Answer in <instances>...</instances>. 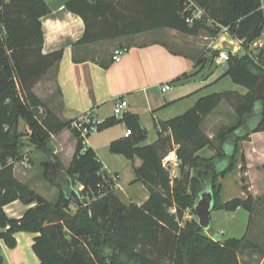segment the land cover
<instances>
[{"label": "trees", "instance_id": "trees-1", "mask_svg": "<svg viewBox=\"0 0 264 264\" xmlns=\"http://www.w3.org/2000/svg\"><path fill=\"white\" fill-rule=\"evenodd\" d=\"M219 2L224 4L223 18L217 15ZM191 4L203 11V17L193 25L186 21L192 16L187 10ZM66 8L86 25L78 45L168 27L192 35L200 30L217 34L211 22L228 27L229 35L245 40V45L261 38L264 41L261 0H70ZM50 13L45 0H0V239L6 247L16 248V234L28 232L37 234L33 250L39 264H241L240 253L253 245L246 237L216 241L200 227L198 218L185 226L182 222L187 209L195 212V198L205 190L213 193V211L235 212L243 208L252 215L255 210L257 200L247 185L243 188L246 198L221 203L218 179L236 170L239 157L242 171H247L241 143L253 133L264 132V100L259 101L255 92L259 81L255 73L264 72V47L257 56L234 55L227 61L223 76L230 77L235 85L247 87V94L226 91L203 96L184 114L160 122L179 146L178 157L199 169L197 177L190 181V193L185 183L175 181L172 188L163 167L162 160L170 152L164 150L168 139L158 141L163 155L139 147L147 136L136 115L125 114L123 119L113 117L96 124L97 131L102 132L126 123L131 136L114 141L110 150L129 160L137 156L143 160L133 183H141L150 196L142 206H128L113 192L97 152L86 146V136L92 133L84 136L74 127L77 120H62L34 92L64 55L62 50L43 53L42 19ZM203 64L199 59L196 69ZM189 77L183 75L176 82ZM223 101L232 103L238 116L235 125L220 135L221 146L215 156L209 160L192 157L200 149L213 146L201 128L206 116ZM21 121L29 130L31 144L48 154L52 153L47 143L53 136L70 130L77 139L73 161L65 170L67 180L57 185L60 195L55 203L15 178V165L22 160L21 149L27 135L19 132ZM78 183L85 187L84 192L77 189ZM71 190L78 192L82 202L88 192L97 200L75 207L70 201ZM173 197L177 201L174 214L170 212ZM15 201L35 207L21 218H10L5 208ZM71 205L76 208L75 214L67 212ZM53 217H59V221H53ZM0 264H5L1 250Z\"/></svg>", "mask_w": 264, "mask_h": 264}, {"label": "crops", "instance_id": "crops-1", "mask_svg": "<svg viewBox=\"0 0 264 264\" xmlns=\"http://www.w3.org/2000/svg\"><path fill=\"white\" fill-rule=\"evenodd\" d=\"M45 1L51 8V13L42 19L43 53L62 50L64 55L62 60L39 81L34 92L44 105L62 120L75 121L88 115L98 123H103L115 117V101L121 98L128 102L126 114L136 115L140 119L148 137L150 129L155 130L160 122L175 118L174 114L178 108L189 110L201 97L206 96L202 94L210 79H202L201 73L199 74L195 67L203 54L196 56L174 51L161 39L169 35L178 38L181 36L180 31L168 27L127 34L89 45H78L77 42L84 35L86 25L80 16L67 10L66 3L70 0ZM224 35L229 36V43L240 47L238 40L229 34ZM226 46L232 47L228 43ZM119 49H126V53L120 62H115L113 58ZM227 69L228 66L225 73ZM183 75L191 77L176 82ZM165 85H169L170 89L163 91L162 87ZM238 87L230 91H236ZM182 104L183 107L178 106ZM147 118L153 120L152 123L151 120L147 122L149 131L146 129ZM120 126L123 127L120 139H124L130 129L126 123H120L113 128ZM65 134L75 137L72 131L65 130L52 138L61 142ZM86 146H92L97 151L88 141ZM64 147V144L59 143L54 154L62 155ZM241 152L245 155L247 163L249 193L256 200L264 199V191L260 194L254 193L252 183V174L256 173L264 189V132L253 133L248 141H243ZM22 161L23 156L20 162ZM23 163L26 167H31L27 161ZM29 168L15 167V178L34 190L28 182L40 177L33 178L34 174L28 170ZM139 185L145 189L142 184ZM54 190L57 191V188L54 187ZM32 207H35V204L25 205L15 201L8 205L5 211L10 218L18 219ZM240 209L242 208L238 210ZM237 211L230 213L234 214ZM36 236L37 234L28 232L17 233V246L14 249L6 247L4 242H1L5 264H39L40 259L33 250ZM254 238L252 247L248 249L247 264H264V231L257 233ZM240 262L243 264L241 253Z\"/></svg>", "mask_w": 264, "mask_h": 264}, {"label": "rangeland", "instance_id": "rangeland-1", "mask_svg": "<svg viewBox=\"0 0 264 264\" xmlns=\"http://www.w3.org/2000/svg\"><path fill=\"white\" fill-rule=\"evenodd\" d=\"M219 11L218 17L223 18L224 4L218 3ZM217 34H208L204 30H200L198 34L192 35L180 30L181 36L178 38L166 36L161 39L164 40L169 47L177 52L186 53L189 55H201V63H204L198 68L201 78L210 79L207 82V86L202 95H210L213 93H221L230 91L238 87L228 76L222 77L227 68V62L222 65H218L215 62V47H221L230 50L226 46V43L230 46L235 45L229 43V36H225L222 32V27L218 23H209ZM224 35V36H223ZM245 43V42H244ZM232 44V45H231ZM240 47H236L237 50L234 53H230L232 58L234 55L243 56L246 54L254 55L256 41L252 43L239 44ZM236 46V45H235ZM203 81V80H198ZM240 95H245L249 92V89L244 86H239L236 90ZM184 104V103H183ZM178 105V106H182ZM176 108V107H175ZM187 110L178 108L174 114V117L182 115ZM88 116V115H87ZM84 117V116H82ZM119 119H123V116H118ZM237 113L233 108L230 101H223L220 103L213 112L208 114L202 125V131L210 138L213 146L204 147L197 151L195 154H191L192 157H200L202 159L209 160L217 154L220 149V135L235 125L237 121ZM152 123V119H146V129L149 131V124ZM153 125V124H152ZM151 127V126H150ZM153 127V126H152ZM123 127L113 128L109 131L93 132L90 136H86L88 141L97 150L99 160L102 162L104 169L103 173L111 180L112 190L120 198L125 205H138L142 206L150 196L149 191L145 188H141L139 183H133L136 180V169L142 165V158L137 156L133 160H129L123 154H113L110 150L111 142L120 140V134ZM19 132L29 134L28 129L23 121L20 123ZM25 135L23 139V147L21 154L23 161L30 163L31 167H26L22 162H18L15 167H24L31 171L35 177H40L42 180L36 179L35 181L28 182L32 185L35 191L40 195L46 197L51 203H55L60 195V188L57 185H63L67 178L65 176V170L69 169L73 161L76 151V138L71 137L69 134L64 135L63 141H55L53 138L47 143V149L52 154H48L45 149L37 148L31 144L29 135ZM144 142L139 144V147L146 148L148 151L157 150L160 155H163L162 145L158 141L168 139L164 150L170 151L169 154L162 160L163 167L168 172L171 179V186L174 187V182L185 183L187 191L191 192V179L197 177L199 169L192 167L189 163H185L183 159L178 157L177 151L179 146L174 143V138L171 132L161 125H156L155 130L150 129V134ZM112 142V143H113ZM59 143L64 144L62 155H55V148ZM92 147V146H89ZM55 159V160H54ZM54 160V161H53ZM69 167H67V166ZM242 163L240 157L238 159L236 170L225 178H219L218 183L221 184V193L219 196L220 202L225 203L235 198H246L247 194L243 191L244 186L249 187L248 177L245 171L241 169ZM253 191L256 194H260L264 191L263 184L259 176L256 173L252 174ZM135 184H138L135 186ZM141 184V183H140ZM57 188V191L54 190ZM77 189L80 192H84V186L80 183L77 184ZM99 198V197H98ZM97 200V196L91 192L84 193L83 202L85 205L91 204ZM199 198H195V204H197ZM173 205L170 208L171 213H176L177 201L172 198ZM70 214H75L76 208L71 205L67 210ZM197 219L195 212L191 209H187L185 212L182 226H185L186 222ZM53 221H59V217H53ZM249 227V230H248ZM264 231V199L257 200L255 204V210L249 213L245 209H240L236 213L231 214L224 210H214L211 213L210 227L205 230L206 234L216 241H224L228 238H242L245 236L247 240L252 242L257 233ZM248 247L241 252V260L243 264H247Z\"/></svg>", "mask_w": 264, "mask_h": 264}, {"label": "built area", "instance_id": "built-area-1", "mask_svg": "<svg viewBox=\"0 0 264 264\" xmlns=\"http://www.w3.org/2000/svg\"><path fill=\"white\" fill-rule=\"evenodd\" d=\"M261 4L262 7H264V0H261ZM187 10L192 12V16L188 17L186 19L187 23L190 25H193L195 20L197 19H201L203 17V11L201 9H199L198 7L194 6L193 4L189 5ZM228 27H222V33L223 34H229L228 32ZM245 40H238L239 44H244ZM232 45V44H231ZM264 47V41L263 39H259L256 41V46H255V54L254 56H257L259 54V52L263 49ZM236 46L232 45L231 49H225L222 48L220 50H218V55L215 57V62L218 65H222L223 63L227 62L230 58V53H234L236 51ZM126 53V49H119L116 51L115 56H114V61L115 62H120L122 57L124 56V54ZM163 91L169 90L170 86L169 85H165L162 87ZM128 102L125 99H116L115 101V106H114V114L115 117L118 118V116H124L126 114V111L128 109ZM87 124H91V126H86ZM96 124H98V122L92 118L91 116H84L81 117L80 119H78L75 123H74V127H76L78 130L82 131L83 135H87L88 133H93L97 131V127ZM131 136V131H128L125 134V137H129ZM1 242H3L2 239H0V244ZM2 249L1 245H0V250Z\"/></svg>", "mask_w": 264, "mask_h": 264}, {"label": "water", "instance_id": "water-1", "mask_svg": "<svg viewBox=\"0 0 264 264\" xmlns=\"http://www.w3.org/2000/svg\"><path fill=\"white\" fill-rule=\"evenodd\" d=\"M255 75L259 81L255 88L256 97L259 101L264 100V72H256ZM70 201L75 207H82V198L76 190H71ZM214 208V196L211 191L205 190L199 197V200L195 206L196 216L200 227L203 230H207L211 224V213ZM142 264V263H140Z\"/></svg>", "mask_w": 264, "mask_h": 264}]
</instances>
